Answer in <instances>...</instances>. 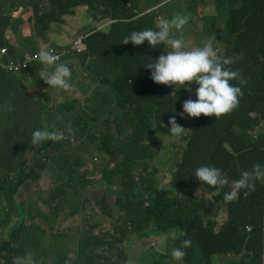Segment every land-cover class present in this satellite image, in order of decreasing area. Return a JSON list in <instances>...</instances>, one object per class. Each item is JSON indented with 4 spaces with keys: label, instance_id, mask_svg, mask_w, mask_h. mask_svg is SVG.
Wrapping results in <instances>:
<instances>
[{
    "label": "trees",
    "instance_id": "obj_1",
    "mask_svg": "<svg viewBox=\"0 0 264 264\" xmlns=\"http://www.w3.org/2000/svg\"><path fill=\"white\" fill-rule=\"evenodd\" d=\"M105 1L124 8L118 0H17L24 8L21 15L26 17L0 13V39L9 47V55L19 61L25 53L31 54L29 68L20 77L0 66V209L10 215L14 212L18 225L11 230L6 247L0 249L1 264H11L14 257L26 254H32L38 264H128V258L120 256L117 240L130 234L141 241L180 233L179 247L184 240L191 242L182 249L183 264H262L264 181L256 182L247 199L228 205V220L221 225L216 215L223 202L219 190L197 182L194 172L201 165H211L237 177L255 163L264 164V134L259 132L257 138L251 134L264 125V0H216L217 14L204 19L203 34L214 35L226 47L219 58L240 56L230 67L239 70L247 83L242 86L236 109L218 119L201 114L192 121L178 113L185 100L196 98L195 91L155 83L146 77L142 66L164 54L165 46L151 48L145 41V51H124V36L148 29L150 24L144 25V18L139 23H115L102 30L96 13H101L99 6ZM204 1L166 2L162 11L170 13L169 18L193 17ZM5 2L1 0L0 6ZM123 15L128 16L117 13L113 17ZM81 19L87 22L86 43L92 51L110 41L117 46H109L105 53L108 60L79 72V77L85 78L84 71H88L89 80L87 89L81 88L82 100L55 103L48 95L50 85L39 77L41 71H47L39 52L48 44L46 36L54 27H74ZM99 19L104 20L102 14ZM26 22L34 31L29 42L19 48L3 43L2 35L8 29ZM118 47L122 53H116ZM43 98L57 108L59 117L46 110ZM44 115L49 121L46 124ZM174 115L179 125L192 128L183 140L187 144L192 136L194 147L189 154L186 146L181 159L171 150L161 159L160 165L174 162L171 184L166 188L153 166L166 145L155 134L163 130L162 121ZM209 119L212 121H203ZM11 124L17 126V133L10 132ZM62 125L67 129L62 140L31 144L34 129L52 131ZM43 176L52 187L49 198L37 203L49 208L52 217L47 216L48 220L83 217L82 209L87 206L94 219L110 221L101 230L108 237L88 236L93 231L87 230L97 227L89 220L75 222L80 232L76 234L82 235L79 238L71 239L72 234L64 232V240L54 237L50 241L30 231L32 224L20 214H30L36 203L26 209L18 204L16 193ZM0 221L7 228L8 219L0 217ZM247 227H251L249 234ZM64 244H71L74 253L64 251ZM99 244H110L111 249L103 250ZM137 260V264H146V260Z\"/></svg>",
    "mask_w": 264,
    "mask_h": 264
},
{
    "label": "clouds",
    "instance_id": "obj_2",
    "mask_svg": "<svg viewBox=\"0 0 264 264\" xmlns=\"http://www.w3.org/2000/svg\"><path fill=\"white\" fill-rule=\"evenodd\" d=\"M124 4V8L117 7L114 2H101L99 8L101 10L102 18L109 20L108 23L99 22L102 30L110 27L115 23H121L124 25H131L139 23L140 20L146 19L144 25H149L150 28L142 31H133L129 35H125L123 38L124 51H132L134 53H140L145 51L148 42L149 47L156 48L158 45L165 46V53L161 54L157 59H152L146 64L142 65L145 67L146 77L151 78L155 83H162L164 85H175L176 90L185 88L191 91L192 83L197 85L195 89V99H187L183 102L182 111L178 115L183 118L185 115L189 118L200 117L201 114L205 116L215 115L218 119L221 116L233 111L239 106V97L242 96V86L247 83V80L241 76L239 70H233L230 66L240 59V56L235 57H223L220 54V47L223 48L224 54L226 53V47L220 41H218L214 35L203 34V22L206 17L215 16L217 14V3H215V11L213 14H203L201 17L198 16V10L200 6H205L208 0H205L197 6L196 13L193 17L186 15H175L172 18H158L154 21L155 14H152L151 9H145L139 12V0H131L124 2V0H118ZM176 0H167V2L174 3ZM191 1V0H183ZM162 11V8L160 10ZM32 13V9L28 11ZM117 13H126L128 16H121L114 18L113 15ZM175 12H172V14ZM16 17V13H12ZM18 18V17H16ZM24 24L19 26L22 28ZM11 28V30L15 29ZM87 27V26H86ZM189 27H194L195 33L199 38H210L211 42H205L203 46L191 47L189 41ZM85 30L82 28L80 23L77 26L71 27L66 24L62 26L58 32H55L49 37V42L46 47L40 50L39 60L42 65H45L46 70L41 71L39 77L50 85L48 95L52 96L54 100H60L61 104H72L74 101H79L83 94L81 88H86L89 84V80L86 78L79 77V72L84 67H89L91 64L97 63L98 61H106L108 58L105 56L111 41L105 46L94 52L91 50L86 40L89 36L86 33L77 35L67 45H64L62 39L67 36L68 32H81ZM59 46V47H56ZM114 46H117L114 44ZM7 48L8 53L7 64L1 61L0 66H7L14 62L16 64H26L20 73H14L8 71L17 77H20L28 68L30 61V53H25L24 58L17 61L14 57L9 55V47L1 43V50ZM62 48H65L62 50ZM116 53H122L120 48L116 49ZM8 70V68H7ZM88 74H86L87 76ZM112 77V75H109ZM75 79L79 83L80 91L69 93L68 90L71 88L69 80ZM238 80L239 84H233L232 81ZM188 82V83H185ZM61 89L62 93L58 96L54 95V89ZM175 93V92H173ZM72 94V97H69ZM176 96V95H175ZM42 101L45 103L46 110L49 108V112L55 110L56 117H59L55 106L48 102L46 98ZM56 103V102H55ZM81 104V103H77ZM83 105V103H82ZM53 115V114H52ZM54 116V115H53ZM169 121L171 127L164 126ZM49 121H45L46 124ZM161 132L155 134L156 138H159V134L171 133L173 137H181L184 135L185 128L179 125L176 120V116L170 117L166 121H162ZM67 131L65 126H58L52 131L46 129H34L31 133V144L32 145H43L45 141H60L64 138V133ZM264 134V125H260L254 131L251 132L254 138L258 137V133ZM184 147L181 152L180 159L186 149V141L183 140ZM149 144V142H147ZM194 177L197 182H201L213 189H218L217 194H221L223 202L222 205L227 211V207L230 204H234L240 199H247L255 190L257 181H264V164L255 163L250 169L241 171L239 176L231 177L228 171L222 172L219 167L211 165H201L195 169ZM8 195V193H7ZM24 196L28 197V193L24 192ZM18 204L23 203L17 201ZM5 208V206L3 205ZM42 209L46 206L41 207ZM228 213V211H227ZM28 223L32 224L30 231L41 234L44 238L52 241L54 237H59L64 240L66 236L64 232L70 235V238L82 237L79 231L76 233L68 232L66 225L68 223H78V217H56L54 222L47 219V215H43L46 221L43 223H37L30 214H20ZM0 217L8 219L9 224L7 228L2 227L0 221V227L2 231H6L7 239L0 242V249L6 247V244L10 241L11 230L18 227L16 223V217L1 210ZM52 217V216H51ZM50 217V218H51ZM228 220V215L226 216ZM12 218L14 220L12 221ZM11 225H15V228H11ZM54 227H53V226ZM28 231V230H26ZM247 234L251 232V227L246 228ZM190 241H182L181 247L174 248L170 253V258L175 261H180L184 258L185 252L182 250L184 247L190 246ZM104 250V249H103ZM73 252V246L70 249ZM74 253V252H73ZM1 264V260H0ZM13 264H38L37 259L32 254H26L24 256H17L13 258ZM264 264V255L263 262Z\"/></svg>",
    "mask_w": 264,
    "mask_h": 264
},
{
    "label": "rangeland",
    "instance_id": "obj_3",
    "mask_svg": "<svg viewBox=\"0 0 264 264\" xmlns=\"http://www.w3.org/2000/svg\"><path fill=\"white\" fill-rule=\"evenodd\" d=\"M166 2L167 0H139L138 10L140 12L145 9H151L152 10L151 13L155 14L154 21L157 20L158 18L166 19V18H169L171 14L160 11ZM10 7H11L10 13H16V16L21 15V13L24 10V8H22L21 5L17 3V0H10ZM214 11H215L214 0H208L205 6L199 7L198 16L201 17L203 14H213ZM3 12L4 10H2V13ZM100 16H101L100 11H97L96 17L98 18L99 22H103V23L109 22V20H100L99 19ZM79 23L82 26V28H84L85 30L81 32H75V31L68 32L67 36L62 39V42L64 43V45H67L69 43L67 41H72L77 35L88 32V29L86 27L87 26L86 20L81 19ZM61 27H58V28L54 27L52 31L46 36V38L47 37L49 38L54 33V31L58 32V30ZM195 30L196 29L194 27H189V41L192 45L191 47L203 46L205 42L212 41V39L210 38H199L196 35ZM33 35H34V31H31V23H30L29 32L24 31L23 28L15 27V32L12 30L6 31L2 35V37H3V43L5 44H8L10 46L20 45L23 47L27 42H29V39ZM1 43H2V40L0 39V61L5 62L7 60V57L1 53ZM56 47H59V46L56 45ZM64 49L65 48H62V50ZM220 54L224 55V50L222 47H220ZM84 73L88 74V71H84ZM84 77L86 78V76ZM69 83L71 85V88L68 90L69 93L73 94L75 91L76 92L80 91L79 83L76 81V84H75L74 78L69 80ZM185 83H188V82H185ZM32 85H35V82H33ZM196 87L197 85L195 83H192L191 90L195 91ZM53 89H54L55 96H58L59 94L62 93L61 89H56V88H53ZM184 90L186 89L184 88ZM72 94L69 97H72ZM83 97H84V93L80 97V100H82ZM52 114L54 115V117H56L54 109L52 110ZM187 119L192 121V118L187 117ZM0 121H1V118H0ZM42 121L44 122L46 121V115L42 117ZM203 121H212V120L209 119V120H203ZM180 125L184 127L185 130H184V135L179 138L173 137L171 133L159 134V138L166 145V147L157 155L156 161L153 163V166L156 167V176H157L158 181H160L161 185L166 188L170 187V184H171L170 177H171L172 171L174 170V166H173L174 162H165L163 165H160L159 162L161 161L162 158L166 157V153L170 150L176 152L178 154V157H180L181 152L184 147L183 139L192 133L191 131L192 128L189 125L187 124H180ZM164 126H167L169 128L171 127L169 121ZM9 127L11 128L10 132H12L13 134L18 132L17 126L15 124H11L9 125ZM186 146H187L189 154H191L192 149L194 147L192 136L189 137L188 143L186 144ZM5 150L7 151V149ZM59 184L61 185V183ZM51 187H52V182L48 178L43 176L40 179L31 181L27 187L20 188V190L16 193V200L20 201L22 199V203L24 206H28L29 208L31 204L33 205V203H36V205L33 206L30 212V216L34 218V220L37 223H43L46 221L44 217L40 216V213L43 215H47L48 217H51L49 208L46 207L42 209L41 206L37 203L39 199L43 200V199L49 198ZM25 191L28 193L27 199H24ZM205 194H207L208 196L211 195L210 192L208 191H205ZM112 200H115V198H112ZM218 207L219 209L216 215L218 217L219 223L223 225V223L227 219L226 211L223 205L219 204ZM0 214H1V209H0ZM82 214H83V217H78L79 221L89 220L91 224L95 223L97 226L95 229L87 230V231H93L92 234H87L88 236L98 237V238L100 236H104L105 238L108 237L106 234H104L103 231H101L103 230V226L110 225V221L108 219H105L102 217H96L94 219L92 217V213L89 211V208L87 206H86V209H82ZM12 217H15L14 212L12 214ZM13 220L14 218H12V221ZM66 229L68 232H72V233L77 232L75 223L73 222L68 223L66 225ZM179 235H181V233L178 235L167 234V235H162L160 237H151V238L143 239L141 241L139 240L135 241V237L132 234H130V235L125 236L124 238L117 240L115 244L117 245V248L120 251V256L122 258L124 257L128 258L126 261L128 264H137L138 262L137 259L146 260V264H156V263L176 264V262L177 264H183L182 260L175 261L170 258V253L172 252V250L174 248L179 247V245L176 244V242L178 241L177 236ZM6 239H7L6 231H2L0 227V242L5 241ZM109 239L111 240L112 238L109 237ZM46 244L48 243L46 242ZM99 246L106 250L111 249L110 244H99ZM71 248H72L71 244H64L62 246V249L66 252H68ZM71 256H74V254H72ZM196 258L197 257H195L194 259ZM11 264H13V262Z\"/></svg>",
    "mask_w": 264,
    "mask_h": 264
},
{
    "label": "crops",
    "instance_id": "obj_4",
    "mask_svg": "<svg viewBox=\"0 0 264 264\" xmlns=\"http://www.w3.org/2000/svg\"><path fill=\"white\" fill-rule=\"evenodd\" d=\"M2 10H4V12H3L4 14H9L10 13V10H11L10 0H6V2L3 5L0 6V13H2ZM16 17H18V19H22L23 17H26V16L24 14H22V15H17ZM14 26H13V28H14ZM22 28L24 29V31L29 32L30 31V23L26 22L22 26ZM9 30H11V29H8L7 31H9ZM12 31L15 32V29H13ZM2 46H3V44H2ZM14 47L19 48V45H14ZM15 59H18V58H15ZM55 102L56 103H60V100H56ZM55 109L57 110L56 107H55ZM11 228H15V225H11Z\"/></svg>",
    "mask_w": 264,
    "mask_h": 264
},
{
    "label": "built area",
    "instance_id": "obj_5",
    "mask_svg": "<svg viewBox=\"0 0 264 264\" xmlns=\"http://www.w3.org/2000/svg\"><path fill=\"white\" fill-rule=\"evenodd\" d=\"M1 53H2L3 55H6V54L8 53L7 48H3V49L1 50ZM0 64H1V61H0ZM26 67H27L26 64H22V63H18V64H16V63H14V62H11V63L7 66L8 71H10V72H14V73L21 72V71H22L24 68H26Z\"/></svg>",
    "mask_w": 264,
    "mask_h": 264
}]
</instances>
